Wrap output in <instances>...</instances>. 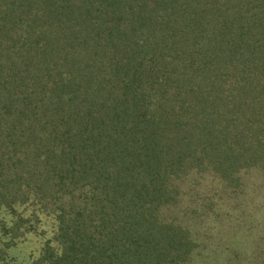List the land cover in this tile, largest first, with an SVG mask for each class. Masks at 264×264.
<instances>
[{
	"label": "trees",
	"instance_id": "trees-1",
	"mask_svg": "<svg viewBox=\"0 0 264 264\" xmlns=\"http://www.w3.org/2000/svg\"><path fill=\"white\" fill-rule=\"evenodd\" d=\"M263 188L264 0H0V264H264Z\"/></svg>",
	"mask_w": 264,
	"mask_h": 264
},
{
	"label": "rangeland",
	"instance_id": "rangeland-1",
	"mask_svg": "<svg viewBox=\"0 0 264 264\" xmlns=\"http://www.w3.org/2000/svg\"><path fill=\"white\" fill-rule=\"evenodd\" d=\"M262 190L264 191V188ZM252 199H256L255 202H258V201L264 202V195L260 194L258 197L257 196L252 197ZM8 219H9V215L5 211L0 210V226H1L2 220L7 221ZM262 226L264 227V222ZM42 227L44 228V230L49 231L50 220L45 219ZM0 233H1V230H0ZM39 241H40V237H35L33 235H30L28 236L27 239L22 240L16 243L15 245L9 247L8 255H9L10 260L7 261V264H12L13 261L16 262L18 260L26 259L29 256H34L37 253L38 248L40 246ZM204 250L205 249H203V251ZM190 264H195V261H192Z\"/></svg>",
	"mask_w": 264,
	"mask_h": 264
}]
</instances>
